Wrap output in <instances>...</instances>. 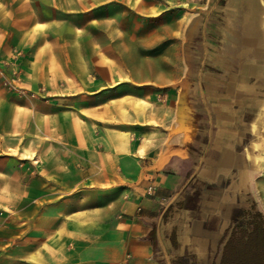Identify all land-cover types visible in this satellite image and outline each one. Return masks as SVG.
Here are the masks:
<instances>
[{"label":"crops","instance_id":"crops-1","mask_svg":"<svg viewBox=\"0 0 264 264\" xmlns=\"http://www.w3.org/2000/svg\"><path fill=\"white\" fill-rule=\"evenodd\" d=\"M102 3L0 0V71L50 95L0 72V264H221L264 215V0H206L136 36ZM99 11L104 36H82Z\"/></svg>","mask_w":264,"mask_h":264},{"label":"rangeland","instance_id":"rangeland-1","mask_svg":"<svg viewBox=\"0 0 264 264\" xmlns=\"http://www.w3.org/2000/svg\"><path fill=\"white\" fill-rule=\"evenodd\" d=\"M87 1L88 0H82V5L84 3L87 4ZM102 1H103L102 4L97 5V9H101V8L103 9L105 4H107V5L112 4L113 5V7H112L113 14L112 15L114 17L115 16H119V17L122 16L123 18L125 17L124 19H127L129 22L130 36H136L137 34H139L142 31H151L150 29H152V27H154V26L157 28L162 27L163 25H166L169 21H173L176 19H177V21L181 20V22H184L187 19L189 21L191 16L197 14V12L199 10H201L200 9L201 7L199 5L204 4L206 0H139V4L142 3V5L145 6V8H144L145 13L141 12L140 10H138L139 12L136 11L137 9L133 7L134 5H133V2H131L132 0H129L130 6H128V7L124 6L123 8L120 4V1L112 0V1H109L106 3V0H100V2H102ZM178 4H180V7H177V6H179ZM154 6L155 7L160 6L163 9L162 14L153 15V13L157 12V9L152 8ZM173 12H176V13L174 14ZM109 15H110V13L106 14V13H104V11H99L97 14H95L92 19L96 21V24L98 25V27L96 29H88V28L82 29L80 31L82 36H88L90 33L92 36H96L98 39L100 37H103L105 30L103 29V27L102 28L99 27V26H101L100 22L101 21L103 22L105 20V18L108 17ZM87 20L88 19L83 20V17H82V22L86 23ZM95 47L97 48L98 51H101L102 53L105 52V47L110 48L109 45L105 46L104 43L97 44ZM131 48H136V46L130 45V49ZM112 49H113V68L119 69V71H120L121 70V61L117 60L118 54H115V53H117L116 46H112ZM24 53L25 52L23 50H21L20 48L16 49V55L20 54L19 56H21V55L23 56ZM148 53H154V50H153V52L149 51ZM149 55H153V54H149ZM176 63L179 66L181 64V61H177ZM19 70H20V77L22 79V83L29 90V87H27V85L25 83L23 74L21 72V68H19ZM99 78H100L99 72L94 70V73L92 74L91 79L93 80V82H99L98 81ZM31 92H34V91L31 90ZM99 93L100 92L94 93V94L96 96V95H99ZM36 94H37L36 97L32 98V100H35V99L46 100V99L50 98V95L39 96L38 93H36ZM43 95H44V92H43ZM147 95H149V94H147ZM163 95H165V94H162V96ZM114 97H115V99H117V98L119 99L121 97V95L119 94L118 96H114Z\"/></svg>","mask_w":264,"mask_h":264},{"label":"trees","instance_id":"trees-1","mask_svg":"<svg viewBox=\"0 0 264 264\" xmlns=\"http://www.w3.org/2000/svg\"><path fill=\"white\" fill-rule=\"evenodd\" d=\"M221 264H264V215L246 212L225 243Z\"/></svg>","mask_w":264,"mask_h":264},{"label":"built area","instance_id":"built-area-1","mask_svg":"<svg viewBox=\"0 0 264 264\" xmlns=\"http://www.w3.org/2000/svg\"><path fill=\"white\" fill-rule=\"evenodd\" d=\"M20 54L16 55L19 57ZM1 75L3 79L4 88L13 94H16L19 97L25 98L27 100H32V98L36 97L35 92L29 91L22 83V79L20 77V70L17 66H13V68L6 72L1 70Z\"/></svg>","mask_w":264,"mask_h":264},{"label":"bare ground","instance_id":"bare-ground-1","mask_svg":"<svg viewBox=\"0 0 264 264\" xmlns=\"http://www.w3.org/2000/svg\"><path fill=\"white\" fill-rule=\"evenodd\" d=\"M246 20V19H245ZM247 21V20H246ZM245 22V21H244ZM249 28V27H248ZM229 32V31H228ZM233 35V34H232ZM231 36V35H230ZM232 37H230V39H231ZM225 39V38H224ZM239 39V38H238ZM227 40V39H226ZM232 41V40H231ZM234 41V40H233ZM232 41V42H233ZM236 41V40H235ZM229 42V41H228ZM233 44V43H232ZM236 44V43H235ZM247 47V46H246ZM243 49V48H242ZM256 49V48H255ZM233 50H235V49H233Z\"/></svg>","mask_w":264,"mask_h":264}]
</instances>
